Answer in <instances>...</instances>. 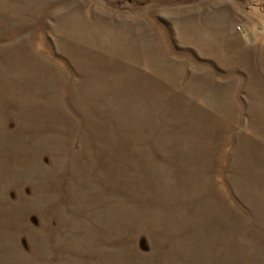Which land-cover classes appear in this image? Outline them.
<instances>
[{
	"label": "rangeland",
	"instance_id": "374dc122",
	"mask_svg": "<svg viewBox=\"0 0 264 264\" xmlns=\"http://www.w3.org/2000/svg\"><path fill=\"white\" fill-rule=\"evenodd\" d=\"M0 264H264V0H0Z\"/></svg>",
	"mask_w": 264,
	"mask_h": 264
}]
</instances>
